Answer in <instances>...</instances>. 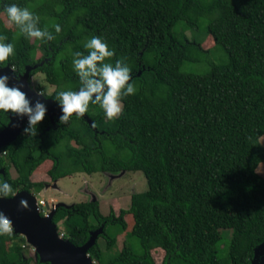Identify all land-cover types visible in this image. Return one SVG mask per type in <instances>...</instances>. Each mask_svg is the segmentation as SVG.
Masks as SVG:
<instances>
[{"label":"trees","instance_id":"trees-1","mask_svg":"<svg viewBox=\"0 0 264 264\" xmlns=\"http://www.w3.org/2000/svg\"><path fill=\"white\" fill-rule=\"evenodd\" d=\"M13 3L38 15V26L55 39H27L0 19V35L15 47L0 68L16 78L28 68L30 77L42 74L55 88L44 97L58 104L59 91L80 87L74 53L86 54L84 43L97 36L114 50L106 62L122 59L131 69L136 92L123 98L122 115L112 121L90 104L66 124L45 115L34 137L24 132L26 122L0 149V182L14 193H38L42 183L31 178L47 161L50 182L75 173L140 172L146 190L130 196L127 210L103 217L96 202L57 207V234L79 247L101 228L97 238L110 250L106 229L125 230L128 214L122 250L105 254L96 240L87 250L96 264H154L152 249L163 252L160 264H251L264 242V177L255 172L264 162V0H0V12ZM199 30L211 37V51L187 40L185 32ZM185 63L206 70L183 72ZM11 114L0 110V130ZM23 243L0 235V264H28Z\"/></svg>","mask_w":264,"mask_h":264},{"label":"clouds","instance_id":"clouds-1","mask_svg":"<svg viewBox=\"0 0 264 264\" xmlns=\"http://www.w3.org/2000/svg\"><path fill=\"white\" fill-rule=\"evenodd\" d=\"M0 15L6 18L9 28L14 27L18 30L20 36L41 42L55 39L51 31L38 26L40 17L28 7H20L14 3L4 5ZM53 27L55 33H60L59 24ZM6 40V36L0 35V63L6 62L15 54L14 44L6 43ZM83 47L86 54L75 52L72 60L73 70L79 78L78 91H59L55 97L62 113L59 117L60 124H66L73 114H76L78 119L82 118L90 104L98 105L107 120H115L122 115L123 98L136 92L134 84L130 83L132 76L128 65L122 59L116 60L115 63L106 62L115 55L114 50L109 49L106 42L93 36ZM8 79L7 75H0V110L5 113L11 112L18 117L27 116L28 127L24 132L34 137L37 125L45 118L47 109L39 101L32 106L26 93L19 87H8ZM14 195L9 183L0 182V198ZM19 204L23 209L28 208L27 200L22 199ZM13 232L12 221L0 211V235L11 236Z\"/></svg>","mask_w":264,"mask_h":264},{"label":"rangeland","instance_id":"rangeland-1","mask_svg":"<svg viewBox=\"0 0 264 264\" xmlns=\"http://www.w3.org/2000/svg\"><path fill=\"white\" fill-rule=\"evenodd\" d=\"M0 19L5 28L14 30V27L9 28L7 26L6 18L3 15H0ZM185 36L188 41L197 43L202 50L211 51L213 49V41L211 37L204 34L202 30L197 32L187 31L185 32ZM210 55L209 59L216 63L215 54L211 52ZM36 56L39 57L38 52L36 53ZM181 70L183 72L202 73L205 72L206 66L201 63H185ZM29 84L35 93H43L42 96L50 95L55 89L44 81V77L40 73L31 76L29 78ZM56 120L59 121V117L56 118ZM259 142L264 149V135L260 137ZM49 167L50 163L47 161L41 165L38 173L31 178L32 182H41L42 187L38 193L31 191L30 194L36 201L46 202L49 206V209H45V207L39 208L41 216H46L52 209L51 207L56 204L71 206L72 204L81 202H96L98 205V211L103 217H107L110 214L117 217L120 210L128 209L130 196L132 194L141 193L146 190L145 180L140 172H118L115 174L96 172L90 175L75 173L66 178L59 179L56 182L57 189H55L53 186L54 182H50L46 175V170L49 169ZM255 172L260 177H264V162L257 166ZM9 174L11 178L15 177V172L11 167H9ZM123 219L126 222L125 230H119L116 226H110L106 229L109 241L113 242L110 250H106L107 243L103 239H96V243L103 253L111 255L116 251H120L122 250L123 245L129 240L131 217L126 214ZM62 221L54 224L56 232L57 229L62 227ZM59 234L63 235L62 232L58 233V237ZM18 237H21L24 240V243L18 246L20 248L21 258L26 260L28 264H34L37 258L34 248L28 244L22 236ZM228 241L229 233L228 237L224 238L222 246H226ZM130 243L133 245L134 251L139 253L140 247L138 242L135 239H130ZM14 244L18 243L15 242ZM5 248L8 253L14 251L13 244L9 242H5ZM222 253V256H225L226 251L223 250ZM150 256L154 264H160L163 252L160 249H152L150 251ZM91 261L93 264H96L95 261Z\"/></svg>","mask_w":264,"mask_h":264},{"label":"water","instance_id":"water-1","mask_svg":"<svg viewBox=\"0 0 264 264\" xmlns=\"http://www.w3.org/2000/svg\"><path fill=\"white\" fill-rule=\"evenodd\" d=\"M29 68L21 76L16 78L8 67L0 68V75H7L8 87H19L26 93L31 105L37 101L43 103L47 109L46 116L55 119L62 115L61 109L53 100L38 95L29 84ZM28 121L27 116L18 117L11 114L7 124L0 130V149L11 143L21 133L22 128ZM27 200L28 208L20 207V200ZM45 209H49L46 202ZM63 204L53 205L46 216H40L35 198L28 192L19 191L9 198H0V211L11 221L14 228L13 234L22 236L35 251L38 261L47 264H93L87 256V250L95 243L101 228L90 232L88 240L81 246L76 247L57 236L52 217L57 207ZM259 256L260 259L256 260ZM251 264H264V242L255 250Z\"/></svg>","mask_w":264,"mask_h":264},{"label":"built area","instance_id":"built-area-1","mask_svg":"<svg viewBox=\"0 0 264 264\" xmlns=\"http://www.w3.org/2000/svg\"><path fill=\"white\" fill-rule=\"evenodd\" d=\"M43 203H44V202L36 201V206H37L38 212H39V208H40V207H44ZM39 214H40V213H39ZM59 237L62 238V234H59Z\"/></svg>","mask_w":264,"mask_h":264},{"label":"crops","instance_id":"crops-1","mask_svg":"<svg viewBox=\"0 0 264 264\" xmlns=\"http://www.w3.org/2000/svg\"><path fill=\"white\" fill-rule=\"evenodd\" d=\"M57 181H58V180H57ZM57 181H55V182H54V185H53L55 189H57V186H56V182H57Z\"/></svg>","mask_w":264,"mask_h":264}]
</instances>
